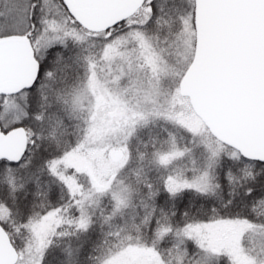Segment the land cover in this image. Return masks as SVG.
I'll list each match as a JSON object with an SVG mask.
<instances>
[{"label":"snow or ice","instance_id":"1","mask_svg":"<svg viewBox=\"0 0 264 264\" xmlns=\"http://www.w3.org/2000/svg\"><path fill=\"white\" fill-rule=\"evenodd\" d=\"M0 264H264V0H0Z\"/></svg>","mask_w":264,"mask_h":264}]
</instances>
